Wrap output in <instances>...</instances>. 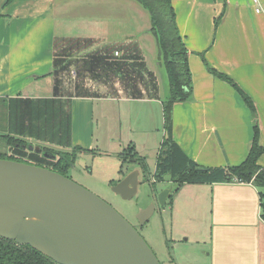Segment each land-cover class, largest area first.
<instances>
[{"label": "crops", "instance_id": "crops-1", "mask_svg": "<svg viewBox=\"0 0 264 264\" xmlns=\"http://www.w3.org/2000/svg\"><path fill=\"white\" fill-rule=\"evenodd\" d=\"M170 1L192 83L190 100L173 106L172 137L201 166L238 165L248 155L254 125L264 148V0ZM150 25L148 12L135 0H0V127L6 133L24 131L11 134L33 144L57 146L58 99L69 119L67 150H92L95 116L108 114L106 103L115 104L117 114H145L132 113V103L162 114L166 90ZM206 64L236 86L209 72ZM139 71L152 75V97L143 96L147 85L140 82L142 97H133ZM43 101L51 103L48 116L35 118L29 106ZM109 150L104 156L114 163L96 168L102 174L97 177L110 184L133 166L120 173L119 142ZM87 153L77 159L88 158ZM81 165L86 167V161ZM257 165L264 168V150ZM260 192L251 182L236 180L183 183L172 191L176 256L169 264H264Z\"/></svg>", "mask_w": 264, "mask_h": 264}, {"label": "water", "instance_id": "water-1", "mask_svg": "<svg viewBox=\"0 0 264 264\" xmlns=\"http://www.w3.org/2000/svg\"><path fill=\"white\" fill-rule=\"evenodd\" d=\"M28 148L40 152L39 146ZM141 177L134 166L111 191L131 199ZM170 179L164 177L168 185L157 194L161 205L173 191ZM153 212L154 204L141 208L138 224ZM0 237L58 264H161L138 230L98 195L50 168L6 158H0Z\"/></svg>", "mask_w": 264, "mask_h": 264}, {"label": "trees", "instance_id": "trees-1", "mask_svg": "<svg viewBox=\"0 0 264 264\" xmlns=\"http://www.w3.org/2000/svg\"><path fill=\"white\" fill-rule=\"evenodd\" d=\"M144 8L150 18L149 31L153 34L157 47V60L161 70L164 83L167 84V95L161 101L162 115L164 119L165 137L161 142L159 152L156 157L153 176L155 181H163L166 175H170V182L174 185L175 191L183 183H213L236 180L238 182H251L254 186L261 189V213L264 218V168L257 165V159L263 152L264 148L258 142L259 130L254 125V137L247 157L238 165L228 168L216 166H201L190 159L172 137V109L175 103L190 100L192 97L191 74L187 62V49L183 43L182 37L178 31L174 10L170 0H135ZM203 58V54H200ZM204 60V58H203ZM205 62V61H204ZM114 62H109L108 65ZM206 63V62H205ZM117 64V63H116ZM143 64H139L140 68ZM109 66H106L107 68ZM207 69L212 74L223 80L235 85L232 79L227 75L219 73L206 64ZM139 71L131 89L133 97H142V93L137 83L143 82L147 85L148 96L153 95L152 90H156L153 83V77L149 72ZM130 82V81H126ZM59 79L54 85V93H57ZM79 89V88H78ZM79 93V92H76ZM244 96V95H243ZM248 105H252L250 100L244 96ZM51 103H49L50 106ZM46 101L41 103H31L30 111L35 112L36 116L44 114L48 116L49 107ZM54 118H57L58 128L54 135L61 134L68 129V115L61 107V100L54 99ZM55 123V122H54ZM2 129H4L2 127ZM12 131H19L18 128L10 129L9 133L2 131L0 138L5 140L8 146H12L15 154L19 157L24 156L22 149L25 146V139L19 135L11 134ZM40 155L51 158L53 161L50 167L62 175L67 176L75 160L80 153H94L93 150H84L81 147H73L71 150L59 151L49 146H41ZM44 153H46L44 155ZM21 155V156H20ZM117 156L122 163L129 162L131 165L139 166L142 174L146 171L144 158L135 150L134 146L120 151ZM18 156L8 154L0 155V158L24 161ZM29 163V162H27ZM33 164V163H31ZM41 166L40 163H34ZM121 172V171H120ZM171 194L168 199H170ZM0 264H58L43 254L40 250L25 244H17L12 240L0 237Z\"/></svg>", "mask_w": 264, "mask_h": 264}, {"label": "rangeland", "instance_id": "rangeland-1", "mask_svg": "<svg viewBox=\"0 0 264 264\" xmlns=\"http://www.w3.org/2000/svg\"><path fill=\"white\" fill-rule=\"evenodd\" d=\"M67 73L65 72V74ZM67 81L66 78V83ZM71 82L72 81H70V83ZM140 83L145 85L143 82ZM165 90V95H167L166 83ZM143 96H148V94ZM149 97H152V95H149L146 98ZM105 108L108 109V114L99 113L95 116L96 126L93 132L94 137L92 138L95 146L92 150L95 152L87 153L86 155H88V158H82L86 161V167L81 165L82 163L79 158L76 159L73 168L68 171L67 176L98 195L116 209L138 230L140 235L154 252L159 262L161 264H169L168 259L170 256L173 258L176 256V254H174V249L172 248L173 242L171 240L173 226L170 215L171 209L169 206V199H167L163 205L159 204L157 200L158 192L162 189V186H165L168 182L164 180L155 181L153 176L156 157L163 136L165 137L163 115L158 114L157 110L155 114V109L153 110L154 114H149L150 108L141 103H132L130 105V111H132V113L141 112L145 114H122L120 111L119 114H117L116 105L111 103H106ZM64 111L67 112L65 109ZM123 112L127 113V109L124 108ZM31 114H35V118L37 117L35 112ZM64 115L66 116L67 114ZM54 116H56V114H54ZM2 117L3 114H0V125H3ZM4 121L10 124L8 118L4 119ZM31 122L35 123L34 120H31ZM54 122L56 123V118H54ZM2 127H0V133L4 131ZM54 128L59 129L56 125H54ZM67 137H69L67 131L54 135V142L58 145L54 147L51 146V148L59 151H66L68 147L66 146ZM116 140L119 142V152L129 146H134L136 152L144 158L146 171L142 174L137 194L131 199H122L119 195H116L111 191L110 186L114 184L116 180L110 179L109 184L103 182L97 177L102 174L96 166L107 167L110 166L111 163H114V161L108 160L104 155L110 151L109 149L111 147L116 145ZM24 141L25 146L22 149L24 156L19 157V155L15 154L16 152L13 150L12 146L8 149L9 146L6 144L5 140L0 138V155H4L7 152L8 154L18 156L20 159L29 163H40L41 166L45 167H50L52 165L53 161H51V158L40 155V153H42L41 146H45V144H33L28 140ZM28 145H32L33 147L40 145V152H36L33 148L29 149ZM94 156L96 157L93 159L92 157ZM113 158L115 162L118 159L120 163V166L119 163L117 165L119 170L122 169L120 173L126 172L127 169H130L132 166L129 162L122 163L119 157H116V159L115 156H113ZM100 159H104V161ZM92 162L95 167L92 166ZM111 170V168L108 169V171ZM149 204H154V212L146 223L140 226L137 222L136 214L141 208H144Z\"/></svg>", "mask_w": 264, "mask_h": 264}, {"label": "built area", "instance_id": "built-area-1", "mask_svg": "<svg viewBox=\"0 0 264 264\" xmlns=\"http://www.w3.org/2000/svg\"><path fill=\"white\" fill-rule=\"evenodd\" d=\"M256 2V0H254ZM117 53V52H116Z\"/></svg>", "mask_w": 264, "mask_h": 264}, {"label": "flooded vegetation", "instance_id": "flooded-vegetation-1", "mask_svg": "<svg viewBox=\"0 0 264 264\" xmlns=\"http://www.w3.org/2000/svg\"><path fill=\"white\" fill-rule=\"evenodd\" d=\"M70 169H71V168H70ZM70 169H69V170H70Z\"/></svg>", "mask_w": 264, "mask_h": 264}]
</instances>
